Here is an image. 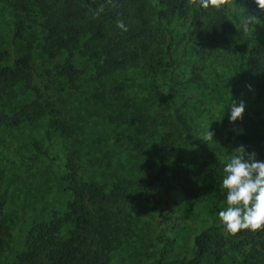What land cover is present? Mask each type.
I'll use <instances>...</instances> for the list:
<instances>
[{
	"label": "trees",
	"instance_id": "trees-1",
	"mask_svg": "<svg viewBox=\"0 0 264 264\" xmlns=\"http://www.w3.org/2000/svg\"><path fill=\"white\" fill-rule=\"evenodd\" d=\"M29 1L33 15L28 11ZM0 3L10 12L11 42L24 39L35 23L40 32V53L45 60L57 64V74L64 78L68 88H77L80 70L71 62L77 57L95 63L97 76L122 73V81L109 89L114 97L134 85L142 92L141 99L161 109L158 117L139 112L133 126L139 136H154L160 129L163 134L160 147L151 150L141 181L145 190L163 185L160 202L152 215L153 241L158 248L149 264H264V228L229 235L217 218L219 206L223 207L219 204H223L226 195L220 188L222 168L236 154L235 149L244 146L248 153H256V159L264 160V103L251 111L245 109L242 118L233 123L228 122L225 114L218 121L221 138L215 143L192 146V129L182 108L185 98L177 102L168 92L186 82L199 88L206 85L195 63L189 66L185 79L177 76L178 45L173 43L172 21L176 19L186 27L182 42L189 46L192 59L202 58L227 40L231 29L229 7L235 3L244 17L251 15L254 21L247 28L250 38L241 50L229 101L240 100L241 88L248 86L255 89L257 98L263 95L264 10L258 8L255 0H212L208 9H201L198 0H0ZM117 21H122L127 30L118 28ZM32 49L28 44L26 50L12 51L9 56L0 51V124L13 127L47 119L41 132L46 144L40 146L33 140L32 146L50 173L67 184L71 197L62 209L50 212L45 221L20 224L23 250L14 252L10 258L17 236L3 215L4 167L0 165V264H111L115 247L133 228L125 207L110 198L120 186L114 181L101 184L82 181L74 150L66 146L59 151L50 150L56 137H71L73 131L60 110L34 84ZM137 79L138 83L130 84ZM20 83L32 98L8 115L5 100L11 98ZM163 83L166 87H162ZM141 145L139 141L137 147ZM213 184L218 191L209 194ZM177 197L196 204V211L207 218L204 227L192 235L193 250L182 254L172 253L175 235L171 215L177 207Z\"/></svg>",
	"mask_w": 264,
	"mask_h": 264
},
{
	"label": "rangeland",
	"instance_id": "rangeland-1",
	"mask_svg": "<svg viewBox=\"0 0 264 264\" xmlns=\"http://www.w3.org/2000/svg\"><path fill=\"white\" fill-rule=\"evenodd\" d=\"M28 11L35 14L30 1ZM242 18L244 13L239 5L231 3L228 13L231 29L227 40L210 55L195 59H192L189 46L182 42L186 27L176 19L172 21L173 43L178 45L177 76L185 79L189 66L195 63L206 84L199 88L186 82L168 90L171 98L177 102L185 98L182 108L192 129V146L200 142L215 143L221 138L218 121L228 114L230 90L237 77L240 53L250 38L247 29H242ZM36 19L39 20L38 17ZM11 28L10 12L0 3V51L9 56L12 51L20 53L26 50V45H32L34 84L44 97L55 104L72 127V136L56 137L50 150L59 151L62 146L74 150L78 176L82 181L95 184L114 181L120 186L110 198L125 207L133 228L115 247L111 264H149L158 248L153 241L155 228L152 215L160 202L163 185L157 184L155 188L145 190L141 187V181L151 150L160 147L163 134L160 129L154 136H139L134 133L133 126L139 112L158 117L161 109L157 104L140 98L142 92L132 85L138 83L139 79L131 81L132 86L114 97L109 89L122 81V73L97 76L95 63L77 57L71 59L80 70L77 88H68L64 78L57 74V64L45 60L40 53L38 26L32 23L25 38L14 42L10 39ZM162 87H166V83ZM240 92V100L244 101L247 110L259 108L264 103V93L257 98L251 86L241 88ZM98 93L102 95L96 96ZM31 98L30 91L20 83L11 98L5 100L4 110L11 115L20 103ZM46 121L43 118L31 125L13 127L0 124V165L4 167L2 187L5 189L3 215L17 236L10 258L14 252L23 250L24 235L18 232L20 224L28 226L45 221L50 212L62 209L71 197L67 184L50 173L46 162L32 146L33 140H37L40 146L46 144L41 133ZM208 131L212 133V138L204 141L203 137ZM139 141L141 147H137ZM217 191L214 184L209 188V194ZM176 201L177 207L171 215L175 235L172 253L182 254L193 250L192 235L204 227L207 218L196 211V204L185 203L178 197ZM227 252L232 258L228 247Z\"/></svg>",
	"mask_w": 264,
	"mask_h": 264
},
{
	"label": "clouds",
	"instance_id": "clouds-1",
	"mask_svg": "<svg viewBox=\"0 0 264 264\" xmlns=\"http://www.w3.org/2000/svg\"><path fill=\"white\" fill-rule=\"evenodd\" d=\"M201 9L212 6V0H198ZM258 8L264 10V0H255ZM251 15L240 20L242 29L246 30ZM116 26L127 30L122 21ZM250 87V86H249ZM245 110L243 100H234L228 105L227 119L233 123L242 118ZM212 138V133L203 137L204 141ZM222 168L220 188L226 191L223 207L217 213L219 223L229 235L241 230L257 231L264 228V160L256 159V153H248L244 146L235 149Z\"/></svg>",
	"mask_w": 264,
	"mask_h": 264
}]
</instances>
